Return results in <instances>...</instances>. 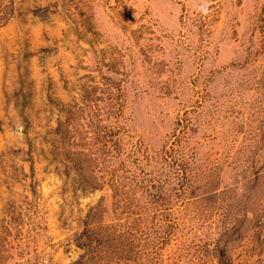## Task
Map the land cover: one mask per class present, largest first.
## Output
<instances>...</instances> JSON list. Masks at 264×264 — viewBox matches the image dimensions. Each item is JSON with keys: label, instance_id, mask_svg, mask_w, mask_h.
<instances>
[{"label": "rangeland", "instance_id": "1", "mask_svg": "<svg viewBox=\"0 0 264 264\" xmlns=\"http://www.w3.org/2000/svg\"><path fill=\"white\" fill-rule=\"evenodd\" d=\"M0 264H264V0H0Z\"/></svg>", "mask_w": 264, "mask_h": 264}]
</instances>
